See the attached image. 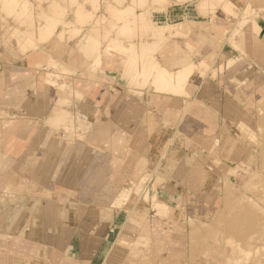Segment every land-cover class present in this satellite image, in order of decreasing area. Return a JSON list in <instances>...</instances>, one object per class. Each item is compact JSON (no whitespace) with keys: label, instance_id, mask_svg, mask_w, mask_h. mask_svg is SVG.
<instances>
[{"label":"crops","instance_id":"1","mask_svg":"<svg viewBox=\"0 0 264 264\" xmlns=\"http://www.w3.org/2000/svg\"><path fill=\"white\" fill-rule=\"evenodd\" d=\"M190 1L161 14L165 22L190 19L191 28L187 35L169 37L168 52L163 55L161 48L157 56L173 70L195 64L190 78L195 88L189 97L149 87L137 90L138 95L132 93L125 88L129 81L120 77L123 64L117 60L121 59L118 53L105 55L93 69L83 65L82 53L71 42L51 39L25 53L13 47L6 54L0 47V162L10 165L5 175L0 170V264H135L133 254L142 251L139 244H154L157 236L162 244L165 223L174 234L176 228L182 229L177 222L187 208H181V202L189 188L186 177H179L181 161L172 157L179 154L178 142L186 138L180 157L187 161L196 151L187 145L204 142V132L213 134L220 127L214 121L207 131L203 125H183L187 104L193 99L190 111L200 106L199 111L225 115L230 105L239 104L219 83L246 61L255 79L261 78L264 67V1L252 5L253 10L262 11L243 26L247 39L239 49L225 45L237 19L223 4L239 13L247 0H207L200 6L205 15L198 1ZM230 57L236 60L233 65ZM54 61L68 71L51 66ZM214 70L221 91L206 94ZM48 71L57 73L52 78L63 87L47 81ZM60 99L67 101L65 118L53 125L48 120ZM167 101L180 104V121H169L167 114L173 109ZM197 119L202 122L201 117ZM120 161L124 168L132 167L129 174L126 171L127 181L132 174L139 181L145 174L152 175L150 190L130 203L100 189L104 179L121 172ZM134 166L140 169L135 172ZM131 186L136 193V186ZM154 195L174 208L173 221L156 213ZM120 232L127 235L122 243L117 240ZM172 237L174 244L181 236ZM158 249L154 247L156 253Z\"/></svg>","mask_w":264,"mask_h":264},{"label":"rangeland","instance_id":"2","mask_svg":"<svg viewBox=\"0 0 264 264\" xmlns=\"http://www.w3.org/2000/svg\"><path fill=\"white\" fill-rule=\"evenodd\" d=\"M196 1L199 2V10H201L200 6L206 5L207 2V0H194ZM218 1L220 0H210V3ZM247 1L245 5L247 10H244V7L239 13L229 11L223 4V9L225 7L237 19V25L232 26L231 35L227 38L225 45H233L236 49L242 48L247 39V33H242L241 23L245 20L247 23L251 16L259 15L264 10L257 12L252 9L255 2L264 0ZM186 3L191 1L0 0V47L5 49L6 54H9V51L12 52L14 48L25 53L28 50H36L40 44L51 39L71 42L82 53L83 65H90L93 69L100 66L102 62L100 59L105 55L118 53L121 59L117 60L123 64L120 77L129 81L125 84L127 87H124L132 93L138 95L140 93L137 90L149 87L156 92L189 97L195 88V85L190 83L195 64L185 63L177 70H173L172 67L169 68L160 63L157 57L161 48H164L163 55L168 52L169 47L166 42L169 37L189 33L190 19L166 22L161 19V14L162 16L167 14L173 5L177 4L179 7L180 4ZM201 13L205 15L207 12L201 10ZM54 23L55 30L51 26ZM41 25H45V28ZM47 26L52 30L48 29V32ZM39 28H42L41 32L44 33L46 30L49 34L40 33L41 36L38 37L42 38L38 39ZM16 30H19L21 35L24 33V38L20 37L23 40L30 34L33 38L36 37L35 41L30 37L27 38L28 41L25 39L23 42L25 44L22 45ZM16 41L21 44L18 45ZM113 46L114 49L110 51ZM167 58H164L165 61ZM40 59L46 58L42 56ZM245 59L250 60L249 57ZM228 61L231 65L236 62L232 57ZM56 63V61L52 62L51 66L67 71ZM243 64L242 67L230 71L228 77H225L228 79L219 83L220 87H225L226 94L229 93L239 106L230 105L225 115L221 113L219 115L217 114L219 111L216 112V110V113H208L210 110L199 111L200 106L194 109L198 111H190L194 104L193 99L187 104L184 111V122L185 120L186 122L183 125L187 123L190 128L203 125L207 131L209 124L214 121L216 125L219 123L220 129L217 127L213 134L204 132L206 133L203 136L204 142L196 141L187 145L189 149L192 146L196 148V151L193 150L194 155L187 161L180 157V152L183 154L185 151L184 142L186 141L182 135L185 140L182 138L178 142L176 153L179 154L172 157L175 162L181 161L177 165L179 177H186L189 188L185 193L188 196H185L181 202V208H187L184 215L179 217L181 220L177 222L182 229L176 228V234H174L168 229V223H165L167 231L162 244L158 243L160 240L158 236L155 237L154 244H139L142 251L133 254L135 264H264V67L261 70V78L256 76L255 79L253 71L246 68L247 61ZM200 71L203 70L200 69ZM214 73L215 70L212 73L213 83L205 86L206 94H211L218 89L219 92L221 91L217 88L218 80L215 81L217 72ZM56 74L48 71L47 81L57 87H63L52 78ZM257 79L260 81L254 82ZM59 101L54 109L61 110L59 115L62 118V108L67 101L64 99ZM230 102L234 103L233 100ZM166 105L173 109L168 111L169 121L171 123L180 121L181 114L178 111L180 104L176 101H167ZM54 115L56 114L53 113L50 116V120L54 118ZM198 117H201L202 124L198 121ZM61 118L56 116V120L55 118L52 120L53 124L65 117ZM52 122L49 123L52 124ZM65 131L69 138L73 137L69 130L65 128ZM213 135H220V137L212 140L210 137ZM122 163L124 162L120 161L117 164L121 172H117L112 179H104L100 189L112 195L118 194L120 201L130 203L134 200L133 197L141 196L143 192L150 190L152 175L145 174L146 176L139 181L138 175L132 174L133 178L127 181L125 176L129 174L132 167L125 165L126 168H124ZM134 164L138 167V164ZM130 165L133 166L132 163ZM8 166L10 165H3L0 162V170L3 169L2 175L8 171L6 168ZM136 169L140 168L135 167V172ZM125 181L134 186H136L135 182L139 181L135 188L136 193L131 192L134 189L132 184L125 187L127 183ZM120 192L122 194H119ZM146 198H148L147 194ZM153 208L161 218L173 221L174 208L164 201H159L156 195L153 196ZM126 236L120 232L117 240L122 243ZM172 236L181 237L175 239L176 242L172 244L174 240ZM154 247L159 248L157 253ZM115 248L111 247L112 250ZM164 253H166L165 259H161Z\"/></svg>","mask_w":264,"mask_h":264},{"label":"bare ground","instance_id":"3","mask_svg":"<svg viewBox=\"0 0 264 264\" xmlns=\"http://www.w3.org/2000/svg\"><path fill=\"white\" fill-rule=\"evenodd\" d=\"M202 6H203V5H202ZM224 6H225V5H224ZM246 8H247V7L245 6L244 10H245ZM224 9H226V8L224 7ZM246 10H247V9H246ZM139 14H140V13H139ZM137 15H138V14H137ZM256 16H257V14L251 16V19H249L247 23H250L251 20H252L254 17H256ZM142 17H143V16H142ZM245 21H247V20H245ZM245 21L242 22V23H245ZM142 22H143V21H142ZM137 23H138V22H137ZM139 23H140V22H139ZM139 23H138V24H139ZM242 23H241L242 26H244L245 24H247V23H245V24H242ZM142 24H143V23H142ZM142 24H141V25H142ZM46 25H47V24H46ZM41 26H42V25H41ZM51 26H52V28L54 29L55 23H54V25H51ZM174 26H175V25H174ZM43 27L45 28V25H43L42 28H43ZM42 28H39V31H38V32H39V35H37V38H38V39H41V38H42V37H41V38L38 37V36H41L40 33H42V34L45 35L46 32L48 31V29H49V31L52 30V29L48 28V26H47V29H46L47 31L44 30L45 32L43 33V32H41V31H43V30H41ZM171 28H173V26H172ZM174 28H175V27H174ZM242 28H243V27H241V29H242ZM15 29H16V28H15ZM238 29H239V28H238ZM40 30H41V31H40ZM54 30H55V29H54ZM174 30H175V29H174ZM178 30H179V28H178ZM243 30H244V29H242V33L244 32ZM16 31H17V30H16ZM49 31H48V32H49ZM187 31H189V30H187ZM238 31H240V30H238ZM17 32L19 33V30H18ZM48 32H47V33H48ZM170 32H171V31H170ZM175 32H176V31H175ZM175 32H174V33H175ZM189 32H190V31H189ZM13 33L17 35V33H15V32H13ZM14 34H13V35H14ZM48 34H49V33H48ZM52 34H53V33H52ZM52 34H51V35H52ZM187 34H188V33H187ZM187 34H186V35H187ZM18 35H20V36H18ZM18 35H17V37L20 38V37L22 36V37L24 38V33H23L22 35H21V33H19ZM25 35H27V34H25ZM28 36H29V37H28ZM28 36H27V38L32 37V38H30V39H33V40L35 41L34 38H36V37L33 38V36H30V34H29ZM42 36H43V35H42ZM46 36H47V35H46ZM46 36H44V37H46ZM52 36H54V35H52ZM44 37H43V38H44ZM242 37H243V36H242ZM14 38H15V37H14ZM23 38H20V39H21L20 41H22V42H21L22 45L25 44V43L23 44V42L25 41V39H27V38H25V39L23 40ZM240 38H241V37H240ZM46 39H48V38H46ZM18 40H19V39H18ZM33 40H32V41H33ZM53 40H54V39H53ZM241 40H243V39H241ZM241 40H240V41H241ZM26 41H28V39H27ZM29 41H31V40H29ZM16 42H18V45L21 44V43L19 44V41H16ZM16 42H15V43H16ZM166 43H167V42H166ZM26 44H27V43H26ZM29 44H30V43H29ZM31 44H32V43H31ZM34 45H35V46H34ZM34 45H30V46H31V47H32V46L36 47V44H34ZM167 47H168V46H167ZM112 48L114 49V46L111 47V49L109 48L110 51L113 50ZM109 49H108V50H109ZM136 53H137V52H136ZM136 53H135V54H136ZM102 54H104V53H102ZM39 56H40V55H39ZM39 56H38V57H39ZM99 56H101V55H99ZM40 57H42V55H41ZM40 57H39V58H40ZM100 58H101V57H100ZM102 58H103V57H102ZM43 60H44V59H43ZM100 60L102 61V59H100ZM100 60H99V61H100ZM56 64H57V63H56ZM58 66H59V64H58ZM60 66H61V65H60ZM56 68H60V67H56ZM61 68H62V67H61ZM62 69L66 70L64 67H63ZM60 70H61V69H60ZM62 71H63V70H62ZM67 71H68V70H67ZM67 71H66V72H67ZM21 72H22V71H21ZM47 73H48V72H47ZM27 76H28V75H27ZM50 83H51V82H50ZM90 85H92V82H90L89 86H90ZM54 86H55V85H54ZM92 87H93V85H92ZM114 91H115V90H114ZM64 101H66V99H64ZM59 102H60V101H59ZM62 103H63V102H62ZM66 103H67V102H66ZM59 104H60V103H59ZM58 107H59V105H58ZM60 107L62 108V106H60ZM55 109H56V108H55ZM55 109H54V110H55ZM62 109H63V110H62V118H63V117H65V116H63V114H65V112L63 113V111H65V110H64V108H62ZM60 112H61V110H55V111H53V113L56 114V115H54L55 120H56V116H59V118H61V115H59ZM47 114H48V113H47ZM57 114H58V115H57ZM60 114H61V113H60ZM54 118H53V119H54ZM62 118H61V119H62ZM53 119H52V120H53ZM49 120H50V118H49ZM52 120H50V121L52 122ZM63 120H64V119H63ZM50 121H49V122H50ZM59 122H60V121H59ZM59 122H56V121H55L54 124H57V123H59ZM29 123H30V122H29ZM52 124H53V122H52ZM54 124H53V125H54ZM17 174H18V173H17ZM20 180H21V179H20Z\"/></svg>","mask_w":264,"mask_h":264}]
</instances>
